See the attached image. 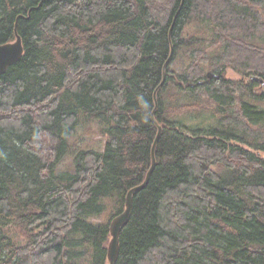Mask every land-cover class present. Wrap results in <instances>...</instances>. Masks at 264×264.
Masks as SVG:
<instances>
[{
  "label": "trees",
  "instance_id": "16d2710c",
  "mask_svg": "<svg viewBox=\"0 0 264 264\" xmlns=\"http://www.w3.org/2000/svg\"><path fill=\"white\" fill-rule=\"evenodd\" d=\"M15 30L0 264H107L152 112L116 264H264V0H0V43ZM89 121L103 151L57 171Z\"/></svg>",
  "mask_w": 264,
  "mask_h": 264
},
{
  "label": "water",
  "instance_id": "95a60500",
  "mask_svg": "<svg viewBox=\"0 0 264 264\" xmlns=\"http://www.w3.org/2000/svg\"><path fill=\"white\" fill-rule=\"evenodd\" d=\"M15 29H16V24H15ZM15 40L10 41V42H5V43H0V75L4 74L8 67L15 64L18 60H20L22 54H23V45L20 36L16 33L15 30ZM172 49L170 56L168 60L171 57L172 54ZM168 60L165 62L163 66V78L159 84V86L156 88L154 92V99H155V108L157 106V101H156V92L161 87L165 81V67L168 62ZM208 77H211V74H207ZM152 120L157 126V132L154 137L152 146H151V163L149 166V169L145 175L144 180L136 185L130 188L127 191L126 197H125V206L124 209L121 213L118 215L114 216L109 225V234H110V239L107 244V254H106V260L107 264H116L118 254H119V235L121 228L128 222L131 214V209H132V203H133V194L142 189L148 182L149 176L151 172L154 169V166L156 164V157H155V149L156 145L158 143L162 127L159 125L154 117V112H152Z\"/></svg>",
  "mask_w": 264,
  "mask_h": 264
},
{
  "label": "rangeland",
  "instance_id": "374dc122",
  "mask_svg": "<svg viewBox=\"0 0 264 264\" xmlns=\"http://www.w3.org/2000/svg\"><path fill=\"white\" fill-rule=\"evenodd\" d=\"M226 76L228 78L236 79L238 77L237 73L232 69L228 68L226 71ZM97 121H89L87 125L80 127L76 131L75 135L68 138V142L72 145L71 151L64 157L57 167V171L69 168L71 166V159L73 152L79 148L93 149L95 151H103L105 137L99 133V125ZM107 214L101 216L94 221H102L106 219Z\"/></svg>",
  "mask_w": 264,
  "mask_h": 264
}]
</instances>
